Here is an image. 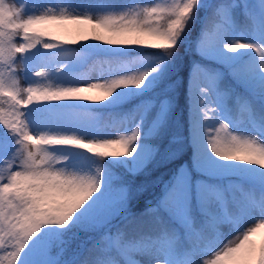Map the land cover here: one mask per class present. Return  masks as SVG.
I'll list each match as a JSON object with an SVG mask.
<instances>
[{
	"label": "snow or ice",
	"instance_id": "6c2138e0",
	"mask_svg": "<svg viewBox=\"0 0 264 264\" xmlns=\"http://www.w3.org/2000/svg\"><path fill=\"white\" fill-rule=\"evenodd\" d=\"M201 11L215 32L202 29L195 53L227 67L244 92L234 98L232 92H222L223 73L193 63L188 77L190 117L218 122V127L201 132V123L192 119L193 168L202 175H214L221 165H212L210 156L224 165L249 166L243 171L264 185V111L255 106L257 99L264 103V0L256 4L171 0L101 15L74 14L67 7L40 0L31 4L0 0V142L10 149L0 155V264H21L25 255L38 257L36 264H264V242L257 246L251 240L264 230V187L243 183L220 187L205 180L193 184L182 167L154 205L139 215L128 210L127 188L117 186L119 177L104 165L110 161L123 164L130 174L140 172L156 152L144 145L141 154L142 139L164 123L170 100L160 102L146 133L143 125L156 107L153 100L126 113H108L114 121L131 124L113 136L85 138L79 133L89 128L84 117H93L92 112L62 114L57 130L47 124L34 126L31 119L33 112L53 105L92 102L99 106L118 90L151 89L154 82L146 81L178 55ZM88 42L110 49L160 51L155 67H137L132 74L119 69L153 57H102V66L116 70L101 72L95 80L85 78L84 72L67 81L53 78V72L58 77L67 62L83 61L73 49ZM256 50L259 60L254 57L250 64L230 66L228 54ZM40 53L54 55L37 61ZM57 56L65 57V63L49 68ZM93 91L101 95L85 94ZM221 97L227 111L234 107L239 112L234 123L250 126L256 135L230 129L220 118L217 99ZM56 149L86 151L95 158V166L91 171L66 169L61 165L68 157L57 156ZM257 191L259 199L254 195ZM226 226L227 237L221 231ZM72 230L74 235L87 234L90 246L85 248V241L70 252L65 233ZM205 255L211 258L202 259Z\"/></svg>",
	"mask_w": 264,
	"mask_h": 264
},
{
	"label": "trees",
	"instance_id": "16d2710c",
	"mask_svg": "<svg viewBox=\"0 0 264 264\" xmlns=\"http://www.w3.org/2000/svg\"><path fill=\"white\" fill-rule=\"evenodd\" d=\"M66 1L67 0H61L59 3L66 7ZM70 1L76 2L79 0ZM89 1L108 3L116 0ZM237 15L239 16V13ZM206 17L207 14H204L203 11L197 14V21L193 25L190 35L186 37L184 43H181L177 50L178 55L171 60L170 69L165 80L161 81L158 77L154 78L151 81L154 82V86L151 89L146 91L118 90V102L115 106L109 105L106 102L99 106L92 102H68L66 104L53 105L50 108L39 110L44 116L48 117L51 122L57 124L59 123V118L64 113L74 111L95 113L93 117L86 116L84 119H87L89 124L96 125L97 130L100 132V136H104L105 132L110 131V124L113 121L108 113L129 112L137 104L146 100L159 101L160 99H168L171 101V112L164 125H162L155 134L151 136L145 135L142 139V146L147 145L149 148H155L156 152L140 172L135 175L130 174L123 164L110 161L106 162L104 165L113 176L119 177L116 181L118 184L135 190V196L127 203L128 210L133 215H139L144 212L150 204L154 205L156 201L163 196L165 186L171 187L174 178L178 175V169L182 164L187 163L190 166L192 176H194L192 179L193 183L197 177L209 181L213 180L211 176H205L196 171L191 162V156L193 154V148L190 142L192 119L197 120L198 115L194 118L190 117L188 102V77L191 66L194 62L201 64L206 61L195 53L196 46L200 41L202 29L207 27L210 33L215 29L214 25H212ZM73 50L80 52L84 59L83 61L74 60L67 62V67H65L58 76L60 78L64 77L65 81L75 73L84 72L85 74L92 64L100 63L102 57H118L122 60H131L135 56L158 54L160 51L146 48L120 49L119 51H114L104 46L98 47L93 42L76 45ZM257 52V50L252 53L249 51L247 54L240 55L230 66L235 67L247 58L251 59L255 57ZM41 54L45 57L54 55V53ZM55 59L58 65L65 63V57L57 56ZM223 71V83L225 87L232 86L233 98L236 94L243 93L244 89L230 79L229 69L226 67L223 68ZM53 78H57L55 72H53ZM50 82H54V79ZM128 92H132L133 94L126 95ZM229 104H232V101H229ZM255 106L258 111H264V103L261 101H255ZM232 110L235 112L234 107ZM54 151L57 156L64 153L77 152L78 154L76 157L80 158V155L84 154L85 157L95 164V158L91 157L86 151H82L81 153L74 149H56ZM229 168L232 169V172H230ZM229 168V177L244 183L245 175L243 165L233 164ZM74 232L75 230L65 233V238L71 242L70 252L73 249H77L81 243L87 241V234L80 232L74 235ZM260 243L261 241L257 245H260ZM90 244L91 241H87L85 248L90 246Z\"/></svg>",
	"mask_w": 264,
	"mask_h": 264
},
{
	"label": "rangeland",
	"instance_id": "374dc122",
	"mask_svg": "<svg viewBox=\"0 0 264 264\" xmlns=\"http://www.w3.org/2000/svg\"><path fill=\"white\" fill-rule=\"evenodd\" d=\"M59 1H61V0H40V2H42L44 4H52V5H60V3H56V2H59ZM32 2H33V0H27V3H29V4H31ZM256 2H257V0H249L250 4H256ZM157 3H159V4L171 3V0H117V1H113L111 3H103V2H100V3L97 2L96 3V2H90L89 0L88 1L79 0V1L73 2V1L67 0L66 3H65V6L67 7V9H68V11L70 13L82 14V15L83 14L101 15V14H104V13L109 12V11H111V12H120L122 10H128L129 8L135 7L137 5L143 7V6H146V5H152V4H157ZM214 32H215V29L213 30L212 33H214ZM232 37H236V33H232ZM261 42L264 43V41H261ZM95 45L100 47V45H98V44H95ZM101 46H103V45H101ZM113 50L114 51H119L120 49H113ZM248 52L241 51L237 55L228 54L229 61L232 64L234 61H236L238 56L246 54ZM158 56H159V54H146V55H141V56H135V57H153V59L145 60L143 63H141V64H139L137 66L125 64V65H122L119 70L120 71H125L128 74H132L133 72L138 70L137 67L140 68V69H143V70L151 69V68L156 66V59L155 58H157ZM259 56H260V51L258 52V54L256 55L255 58L257 60H259ZM40 57H44V56L39 54V57H37V61L40 59ZM135 57H133V58H135ZM44 58H48V57H44ZM255 58H251V59L245 60L243 62V64H242V66L252 63ZM17 59H19V54H17ZM72 61H74V60H72ZM56 64H57V62L54 59L53 61H50V63L48 64V67L49 68H53V67L56 66ZM170 65H171V61L166 62L165 64L161 65L160 68L157 70V72L152 74L149 77V80L146 81V84L147 83H151V81L154 78H156V77H158L159 80H161V81L165 80V78H166V76H167V74L169 72ZM202 65H205L209 69H212V70H217L218 69L219 71H221L223 73V71H222V68H224L223 64L215 63L213 61L206 60ZM238 66H240V65H237L235 67H238ZM191 68H192V66H191ZM115 70L116 69L113 66H109V65L108 66H102L100 63H94V64L91 65V67L85 73V78L95 80L100 75L101 72H105L106 73L108 71H115ZM190 71H191V69H190ZM17 76H18V79L20 80L21 84H25L26 83L23 80V78H22L23 74L21 72H18ZM229 76L233 80L232 76L230 75V72H229ZM32 79H39V78H32ZM57 79L65 80L64 77L63 78L57 77ZM219 87H220L222 92H231L232 91V88H230V89L224 88L222 86V81H220ZM85 94H87L89 96H92V97H96V98H98L101 95L98 91H93V92H89V93H85ZM118 94H119V92L114 94L112 98H110L108 101H105V102L107 104H109V105L115 106L117 104V102H118V100H117L118 99L117 98ZM161 101L156 103V108L149 113V115H148V117L146 119V122L143 125V129H144L145 132H147V129L150 127L151 122H152V120H153V118L155 116V113H156V111L158 109V106H159ZM217 107L219 108L220 118L223 119L226 123L229 124L230 129L232 131H234V132H244L246 134H252V135H256L257 134L250 126H248L246 124L236 125L234 123L235 118H239V112L237 111L236 116H233L232 115V110L230 112L227 111V109L224 107V102H223V98L222 97L217 99ZM170 112H171V109L168 112L169 115H170ZM168 114H167V116L165 118V121H166V119L168 117ZM31 119L33 121L34 126H43V125L47 124V125H51L52 126V130H57V125L58 124L51 122L50 119L48 117L44 116L40 111L33 112L31 114ZM196 121L198 123H201V132H203L204 128H215L216 126L218 127V124H217L218 122L215 119H211L208 122L204 123V122H201V118L198 115V118H197ZM84 123L89 128L79 129L78 131H79V133L81 135H84L85 138H92L94 136L100 137L99 133L96 130L95 125L89 124L87 119H84ZM130 127H131V124H129V123L117 122V121L113 120L112 123H111L110 132H106V133H104V135L105 136L106 135L107 136H113V135H116V134H118L120 132H123L126 128H130ZM2 131H3V126L0 125V137L3 136V132ZM190 142H191V145H192L191 137H190ZM192 148H193V145H192ZM7 151H10V149L7 147V145L5 143L0 142V155L6 154ZM143 152H144V146H141L140 153L142 154ZM193 152H194V149H193ZM75 154L76 153L61 154L60 155L61 157H63V156L68 157V159L61 166L65 167L66 169H71V170L79 169V170L91 171L92 168L95 165L91 161H88L87 157H85L84 159L82 158L80 160H72V157H74ZM139 158L140 157L138 156L137 159H139ZM191 159H192L191 162L193 163V154L191 156ZM209 160L212 161V165H216V164H220L221 165V168L219 170H217L214 175H211V177H214V179L212 181H209V180L197 177L195 181H197V180H205L208 183L215 184V185H218L220 187H226L230 183L241 184L237 180H233V179L229 178V170H228V168L231 167L233 164L224 165L222 162L215 161L210 156H209ZM130 163H132V162H130ZM2 167L3 166H0V168H2ZM182 167L186 168L188 170V172L191 175V180H192L194 176H192V172H191L190 166L187 163L182 164L179 167L178 174H179V171H180V169ZM247 168H249V166L243 165V170L247 169ZM229 169H230V172H232V169L231 168H229ZM256 171H260V170L257 169ZM244 173H245L246 182L248 183V185L255 186L257 188L264 187V185H261V183H260V181L258 179L257 180H252L250 178V174L248 172L244 171ZM192 182H193V180H192ZM116 184H117V186H119L118 183H116ZM250 186H245V187H250ZM127 190H128V199H127V203H128L129 200L133 198V195L135 194V191H134V189H130V188H127ZM254 195L256 196L257 199H259V195L260 194H259L258 191L255 192ZM258 215L259 214L257 213V216ZM221 231L226 234V237H227V235L230 234V230H229V228L227 226L225 228L221 229ZM258 236L259 237H264V230H259V231H257L256 233L253 234V236L251 237V240H252L253 243H255L256 239H258ZM210 258H211V256H209V255H205L204 257H202V259H210ZM37 260H38V257H36L35 255H33V256L25 255L24 257H22L21 264H36Z\"/></svg>",
	"mask_w": 264,
	"mask_h": 264
}]
</instances>
